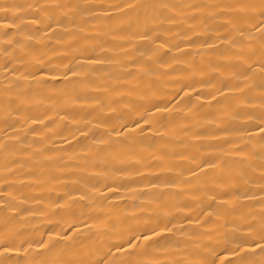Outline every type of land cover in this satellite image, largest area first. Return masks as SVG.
<instances>
[{
    "label": "bare ground",
    "instance_id": "bare-ground-1",
    "mask_svg": "<svg viewBox=\"0 0 264 264\" xmlns=\"http://www.w3.org/2000/svg\"><path fill=\"white\" fill-rule=\"evenodd\" d=\"M0 264H264V0H0Z\"/></svg>",
    "mask_w": 264,
    "mask_h": 264
}]
</instances>
